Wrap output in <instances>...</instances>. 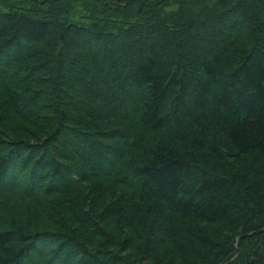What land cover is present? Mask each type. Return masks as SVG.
Here are the masks:
<instances>
[{
    "label": "trees",
    "instance_id": "obj_1",
    "mask_svg": "<svg viewBox=\"0 0 264 264\" xmlns=\"http://www.w3.org/2000/svg\"><path fill=\"white\" fill-rule=\"evenodd\" d=\"M230 253L264 264V0H0V264Z\"/></svg>",
    "mask_w": 264,
    "mask_h": 264
},
{
    "label": "water",
    "instance_id": "obj_2",
    "mask_svg": "<svg viewBox=\"0 0 264 264\" xmlns=\"http://www.w3.org/2000/svg\"><path fill=\"white\" fill-rule=\"evenodd\" d=\"M240 237H241V236H238V237L236 238V248H235V250H234L233 252L237 251V249H238L239 241H240ZM231 255H232V253H230L229 255H227V256L225 257V259H224L220 264H222V263H223L226 259H228Z\"/></svg>",
    "mask_w": 264,
    "mask_h": 264
}]
</instances>
